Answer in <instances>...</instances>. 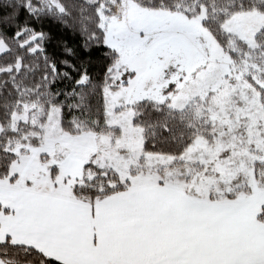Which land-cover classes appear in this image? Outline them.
<instances>
[{
  "label": "snow or ice",
  "instance_id": "obj_1",
  "mask_svg": "<svg viewBox=\"0 0 264 264\" xmlns=\"http://www.w3.org/2000/svg\"><path fill=\"white\" fill-rule=\"evenodd\" d=\"M0 264H264V0H0Z\"/></svg>",
  "mask_w": 264,
  "mask_h": 264
}]
</instances>
